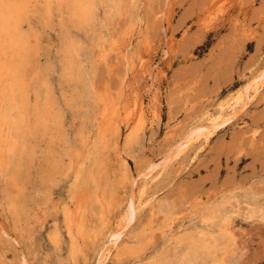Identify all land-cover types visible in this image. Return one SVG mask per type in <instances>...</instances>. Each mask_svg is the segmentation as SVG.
Masks as SVG:
<instances>
[{
  "label": "rangeland",
  "instance_id": "1",
  "mask_svg": "<svg viewBox=\"0 0 264 264\" xmlns=\"http://www.w3.org/2000/svg\"><path fill=\"white\" fill-rule=\"evenodd\" d=\"M15 1L0 47V264H264V0H93L90 24L65 1ZM98 129L130 138L124 163L113 139L93 143ZM206 236L216 245L191 256Z\"/></svg>",
  "mask_w": 264,
  "mask_h": 264
},
{
  "label": "bare ground",
  "instance_id": "2",
  "mask_svg": "<svg viewBox=\"0 0 264 264\" xmlns=\"http://www.w3.org/2000/svg\"><path fill=\"white\" fill-rule=\"evenodd\" d=\"M59 1V0H58ZM61 1H65V2H67L68 4V6L70 5L71 6V9H72V16L74 17V18H77V19H79V20H81V22H85V23H87V24H90L91 23V21H92V18H93V15H94V12H95V10H94V1L93 0H61ZM105 2H110V4H111V6H113V8L115 9V11L116 12H118V8H119V2H120V0H104ZM124 2V1H123ZM122 3V2H121ZM46 4V3H45ZM47 8L49 7V5L47 4V6H46ZM54 7V6H53ZM58 8H59V6H57ZM122 7V6H121ZM50 8V7H49ZM96 8V7H95ZM122 9V8H121ZM58 10V9H57ZM97 10V9H96ZM28 11V10H27ZM26 11V12H27ZM25 12V13H26ZM19 14H20V10L18 9V7H17V2L15 1V0H0V38H2V40L3 41H1L0 42V47L1 46H3V45H5L6 44V46H11V45H13V43H14V41H12L13 40V38H14V34H16V32L15 33H13L12 31H11V26H15L16 24H17V22L19 21ZM98 18V17H97ZM102 26V25H101ZM87 32H88V30H87ZM93 33V32H92ZM87 36V35H86ZM129 38V37H128ZM88 39H89V37H88ZM91 40H92V37H91ZM90 40V41H91ZM125 40V39H124ZM123 40V41H124ZM122 42V41H121ZM124 43V42H123ZM129 43V42H128ZM122 44V43H121ZM111 46V45H110ZM16 47V46H15ZM118 47H120V46H118ZM122 50H124V49H122ZM101 51V50H100ZM91 52H93V51H91ZM122 52H124V51H122ZM100 54V53H99ZM124 54V53H123ZM99 57H101V54H100V56ZM98 57V58H99ZM91 66V65H90ZM86 67V66H85ZM92 68V67H91ZM87 69H89V67L87 68ZM94 69V68H93ZM89 71V70H88ZM93 71V70H92ZM85 74H86V72H85ZM89 74V73H88ZM90 75V74H89ZM88 75V76H89ZM89 77H91V76H89ZM88 80V79H87ZM262 81V80H264V70L258 75V76H256L254 79H253V82H257V81ZM262 82H264V81H262ZM259 83V82H258ZM258 83H256L257 85H258ZM261 83V82H260ZM253 84V83H252ZM252 84H251V82L250 83H248V84H246L245 86H244V88L242 89V90H244V99H243V101H244V103H242V104H246V102H247V100L251 97L250 95V93H249V91H250V89L252 88ZM259 87V86H258ZM257 88V87H256ZM260 89V88H259ZM258 90V89H257ZM95 93V92H94ZM247 93V94H246ZM98 95H100V94H98ZM98 95H96V96H98ZM100 98V97H99ZM98 98V99H99ZM237 98H239V97H237ZM105 99V98H104ZM104 99H102V100H104ZM114 99V98H113ZM8 101H7V103H6V105L7 104H9V110L7 109L6 110V112L5 113H3L2 114V119L4 118V119H6L7 121H9L10 119V111H12V109L14 110V109H18V105L17 104H15V102L12 100V99H7ZM107 100V99H106ZM105 100V101H106ZM95 101V100H94ZM137 101V100H136ZM235 101V100H234ZM242 101V102H243ZM108 103H110L109 101H108ZM104 104L103 105V107H102V109H101V111H100V115H99V112H98V115L100 116V120H101V122L102 123H104L105 124V122H103V119L110 113V111H112L113 110V108H111V110H110V107H111V105L109 106V104ZM137 103V102H136ZM19 104V103H18ZM97 104V103H96ZM99 104V103H98ZM112 104H114V103H112ZM102 105V104H101ZM113 106V105H112ZM242 107V106H241ZM96 108V107H95ZM99 108H101V106L99 107ZM243 108V107H242ZM130 110H131V108H129ZM240 109V108H239ZM119 110V109H118ZM1 111V110H0ZM237 111V110H236ZM95 112V111H94ZM117 112V111H116ZM134 113V112H133ZM111 114H112V112H111ZM238 114V113H237ZM94 115V114H93ZM98 115H96V116H98ZM231 115V114H230ZM96 116H94V118L96 117ZM115 116V115H114ZM159 117V116H158ZM110 118V117H109ZM230 118V117H229ZM3 119V120H4ZM98 119V118H97ZM120 119V118H119ZM126 119V118H125ZM159 119V118H158ZM127 120V119H126ZM222 120H224V119H222ZM106 121H107V118H106ZM227 121V119L225 120V121H222V122H213V124H210V125H212V128H216V127H219L220 125H222L223 123H225ZM92 122H94V121H92ZM133 122V121H132ZM102 123L101 124H99V125H102ZM110 123V122H109ZM104 124L102 125V126H104ZM113 124V123H112ZM115 124H117V123H115ZM115 124H113V125H115ZM119 124V123H118ZM94 125V124H93ZM97 125V124H96ZM106 125H107V122H106ZM112 125V126H113ZM207 125H209V124H207ZM95 126V125H94ZM107 126H109V127H112V126H110V124L109 125H107ZM204 127H205V124L203 125ZM5 127V126H4ZM99 127V126H98ZM101 127V126H100ZM99 127V128H100ZM202 127V126H201ZM203 127V128H204ZM91 128V127H90ZM95 128V127H94ZM93 128V129H94ZM120 128V127H119ZM119 128L118 127H116V131H117V133H118V130H119ZM205 128H207V126L205 127ZM210 128V127H209ZM211 128V129H212ZM96 129V128H95ZM25 130V129H24ZM92 130V129H91ZM99 131H97V132H95V133H97L96 134V136L94 137V139H93V143H97V144H99V142H101V141H103V142H105V140L104 139H106V137L108 138V136H106V134H105V132L104 133H101V130H102V132H103V130L104 129H98ZM107 130H108V128H107ZM131 130V129H130ZM196 130V129H195ZM201 129H197L196 131L197 132H199ZM209 130V129H208ZM105 131H106V129H105ZM120 132H121V130H119ZM192 131V130H191ZM108 132V131H107ZM110 132H111V130H110ZM195 132V131H194ZM89 133V132H88ZM113 133V132H112ZM111 133V134H112ZM116 133V135L114 136V138L113 137H111L112 135L110 134V138L111 139H113L112 140V143H111V145H110V147H111V151L115 154V157L117 156L118 158H119V160L120 161H122L123 163L126 161V158H127V156L129 155L130 156V154H129V152H130V149H131V140H130V138L128 137V136H126V137H124L123 138V140H119L120 139V137L118 138V134ZM193 133V132H192ZM206 133V132H205ZM94 134V133H93ZM93 134L92 135H90V137L91 136H93ZM103 134H105V138L102 136ZM203 134V133H202ZM209 134V133H208ZM81 135V134H80ZM201 135V134H200ZM204 135V134H203ZM206 135V134H205ZM121 136V135H120ZM145 136V135H144ZM185 136V135H184ZM190 136V135H189ZM192 136V135H191ZM193 136H194V134H193ZM79 137V136H78ZM85 137H86V135H85ZM89 137V138H90ZM188 137V136H187ZM205 138H206V136H204ZM79 138H81V136L79 137ZM122 138V137H121ZM189 138H191V137H189ZM189 138H187V140L189 139ZM196 138V137H195ZM111 139H109L108 138V140H111ZM184 139V138H183ZM186 139V138H185ZM192 139V138H191ZM194 139V138H193ZM198 139V138H197ZM66 140V139H65ZM83 140V142H84V144H83V146L85 145V143L87 142H85L84 141V139H82ZM86 140H87V137H86ZM107 140V141H108ZM145 140V139H144ZM182 140V139H181ZM106 141V142H107ZM185 141V140H184ZM189 141H190V139H189ZM188 141V142H189ZM66 142V141H65ZM82 142V143H83ZM89 142V141H88ZM87 142V143H88ZM109 142V141H108ZM207 142V141H206ZM78 143H79V140H78V142H77V145H78ZM81 143V142H80ZM79 143V144H80ZM86 143V145H88ZM182 143V142H181ZM184 143V142H183ZM107 144V143H106ZM81 145V144H80ZM80 145H78V146H80ZM102 145L103 146H106L105 144H103L102 143ZM90 146V145H89ZM101 146V145H100ZM103 146H101V148H104V149H108V144H107V148H105V147H103ZM180 146H181V144H180ZM183 146H185L184 144H183ZM178 147V146H177ZM78 148V147H77ZM85 149V148H84ZM83 149V150H84ZM104 149H100V151L102 152V150H104ZM133 149V148H132ZM80 150V151H79ZM82 149L81 148H78V151H79V153L78 152H76V151H74V154H75V152L77 153V154H80L82 151H81ZM96 150V149H95ZM19 151V150H18ZM93 151H94V149H93ZM92 151V152H93ZM174 151V150H173ZM172 151V152H173ZM20 152V151H19ZM73 152V151H72ZM84 152V151H83ZM82 152V153H83ZM100 152V153H101ZM137 152V151H136ZM171 152V151H170ZM98 152H96V154H97ZM99 153V154H100ZM134 153H135V151H134ZM89 154H90V151H89ZM96 154L94 155V157L96 156ZM87 155V154H86ZM132 156V155H131ZM5 157V156H4ZM24 157V156H23ZM78 157V156H77ZM82 157V156H81ZM114 157V158H115ZM25 158V157H24ZM79 158V157H78ZM118 158H116V159H118ZM83 159H84V157H83ZM162 159V158H161ZM3 160V159H2ZM75 160V159H74ZM97 160V159H96ZM95 160V161H96ZM118 160V162H120ZM166 160V159H165ZM23 161V160H22ZM76 161V160H75ZM26 162V161H25ZM80 162V160L78 161V163ZM89 162V161H88ZM153 163V162H152ZM160 163V162H159ZM162 163H164V162H162ZM71 165V164H70ZM119 165L121 166L122 164L121 163H119ZM126 165H127V163H126ZM152 165H155V164H152ZM14 166V165H13ZM156 166V165H155ZM158 166V165H157ZM160 166V165H159ZM124 167V166H123ZM162 167H164V166H162ZM157 168V167H156ZM156 168H155V170H156ZM148 169L150 170V167H148ZM22 170V169H21ZM1 171V170H0ZM23 171V170H22ZM146 171V170H145ZM124 172V171H123ZM151 172V171H150ZM2 173V172H1ZM0 173V174H1ZM6 173V172H5ZM153 173V172H152ZM127 174H128V172H127ZM147 174H149V173H147ZM5 175V174H4ZM122 175H123V173H122ZM126 175V174H125ZM150 175V174H149ZM124 176V175H123ZM147 176V175H146ZM146 176H145V178H146ZM86 177V176H85ZM84 177V178H85ZM126 177V176H125ZM141 177V176H140ZM12 178V177H11ZM155 178V177H154ZM136 179V178H135ZM137 180V179H136ZM144 181H145V179H144ZM131 186V185H130ZM75 193V192H74ZM133 197H130V199H133L134 198V195H132ZM144 199V198H143ZM156 199V198H155ZM136 200V199H135ZM133 202H134V200H133ZM128 203V202H127ZM138 203H140V202H138ZM132 204V203H131ZM131 204H129L130 205V207L132 206V207H134L133 206V204L131 205ZM156 204V203H155ZM128 205V206H129ZM135 205V204H134ZM153 205V204H152ZM127 207V206H126ZM130 207H128V210H130L131 211V209H130ZM155 208V207H154ZM68 209V208H67ZM136 209V208H135ZM134 208L132 209L133 211H132V213L134 214V210H135ZM150 209V208H149ZM10 211V210H9ZM68 211V210H67ZM155 211H157L156 209H155ZM153 212V211H152ZM75 213V212H74ZM128 213H129V211H128ZM132 213L130 212V214L129 215H127V217H126V219H125V223H124V225H123V227H125L130 221H131V219L133 218L132 217ZM17 214H18V212H17ZM19 215V214H18ZM168 215V214H167ZM77 216V215H76ZM79 216V215H78ZM134 216H135V214H134ZM67 223H68V229H70L71 228V223H72V227L73 226H75L74 224H73V222H71V221H74V220H72L71 219V214H69V213H67ZM73 217H75V214L73 215ZM80 217V216H79ZM77 218V217H76ZM81 218V217H80ZM98 218V217H97ZM74 219V218H73ZM175 219V218H174ZM76 220H78V219H76ZM85 221V220H84ZM78 222V221H77ZM79 222H81V221H79ZM82 223V222H81ZM76 224V223H75ZM129 224H131V223H129ZM128 224V225H129ZM79 225V224H78ZM83 225V224H82ZM80 226H81V224H80ZM100 226V225H99ZM202 226H204V225H202ZM76 227V226H75ZM120 227V226H119ZM129 227V226H128ZM127 227V228H128ZM152 227V226H151ZM216 227V226H215ZM182 228V227H181ZM72 229V228H71ZM80 229V228H79ZM205 229V228H204ZM203 229V230H204ZM212 229V228H211ZM73 230V229H72ZM85 230V229H84ZM126 230V229H125ZM77 232V231H76ZM169 232V231H168ZM1 233V232H0ZM115 233V232H114ZM186 233V232H185ZM74 234V233H73ZM80 234V233H79ZM83 234H85V233H83ZM202 234V233H201ZM5 235V234H4ZM122 235V234H121ZM116 236H118V234L116 233L115 235H113V237L114 238H117ZM138 236V235H137ZM192 236V235H191ZM76 238H77V236H76ZM59 240V239H58ZM119 240V239H118ZM173 240V239H172ZM117 241V240H116ZM192 243H193V245H192V250H191V256H196V254L198 253V248L199 247H202V248H206V249H209V248H212V247H214L215 245H216V242H217V239L216 238H213V237H201L200 238V240H192L191 241ZM56 243H57V241H56ZM61 243V242H60ZM131 243V242H130ZM137 243V242H136ZM81 244V243H80ZM195 244H197V246L195 245ZM56 245V244H55ZM131 245H133V244H131ZM57 246V245H56ZM56 246H55V248H56ZM59 246H62V245H59ZM116 246V245H115ZM182 247V246H181ZM176 248V247H175ZM56 250V249H55ZM81 250V249H80ZM105 251H107V250H105ZM58 252V251H57ZM118 252V251H117ZM116 253V252H115ZM106 255V254H105ZM184 255V254H183ZM182 255V256H183ZM144 256V255H143ZM107 257V256H106ZM109 257V256H108ZM138 257V256H137ZM141 257V256H140ZM139 257V258H140ZM186 258V257H185ZM102 260V259H101ZM183 260V258H181V260L180 261H182ZM191 260V259H190ZM190 260H187V261H190ZM104 261V260H103ZM136 261V260H135ZM137 261H139L138 259H137ZM186 261V260H185ZM101 262V261H100ZM105 262V261H104ZM182 263V262H181ZM191 263V262H190ZM206 263H208V262H206ZM99 264V263H98ZM101 264H102V262H101ZM121 264V263H120ZM157 264H170V262L169 261H162V262H159V263H157Z\"/></svg>",
  "mask_w": 264,
  "mask_h": 264
}]
</instances>
